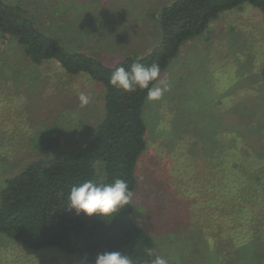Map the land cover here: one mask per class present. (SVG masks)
<instances>
[{
	"label": "rangeland",
	"instance_id": "1",
	"mask_svg": "<svg viewBox=\"0 0 264 264\" xmlns=\"http://www.w3.org/2000/svg\"><path fill=\"white\" fill-rule=\"evenodd\" d=\"M4 1L21 5L69 50L113 66L146 51L134 48L141 32L151 28L147 41L159 42L160 11L172 0ZM161 79L170 90L160 100L146 98L143 107L147 144L136 169L133 219L154 237L168 264H264V242L234 240L241 216L223 218L207 195L200 202L197 189L187 185L193 160L203 164L210 156L214 166L219 149L226 156L214 169L225 193L229 176L264 165V13L248 3L221 13L204 35L184 44ZM81 93L91 97L86 107ZM104 105L101 84L66 74L56 63L34 65L16 38L0 32V193L29 162L83 147L104 118ZM230 157L245 164L233 165ZM245 205L239 201L234 213ZM0 264L82 260L56 248L29 249L0 234Z\"/></svg>",
	"mask_w": 264,
	"mask_h": 264
},
{
	"label": "trees",
	"instance_id": "2",
	"mask_svg": "<svg viewBox=\"0 0 264 264\" xmlns=\"http://www.w3.org/2000/svg\"><path fill=\"white\" fill-rule=\"evenodd\" d=\"M244 3L264 13V0H172L160 11L159 42H150L144 53L129 54L112 66L95 54L69 50L42 31L21 5L0 0V32L16 38L34 65L56 63L66 74L87 75L104 87L105 99L104 118L83 147L67 156L35 159L6 180L0 193V234L29 249L56 248L81 260L87 257V264H95L98 254L112 251L125 253L132 264H151L161 257L154 237L133 219L132 202L106 219L77 215L67 203L68 195L73 186L85 181L109 184L122 179L133 193L137 188L136 169L147 144L143 118L147 90H117L109 82L112 73L121 66L130 68L133 62L157 63L162 73L186 42L204 35L212 19ZM225 153L216 152L214 166L210 156H203V164L193 160L188 188L193 184L200 202L205 203L207 195V203L217 205L223 218L241 216L232 228L235 242L240 238L258 245L264 242V165L229 176L232 185L227 184L225 193V182H219L222 176L214 169L224 162ZM239 160L233 162L230 157L233 165L245 164ZM239 201L246 205L234 213ZM145 249H152L153 255L148 256Z\"/></svg>",
	"mask_w": 264,
	"mask_h": 264
},
{
	"label": "clouds",
	"instance_id": "3",
	"mask_svg": "<svg viewBox=\"0 0 264 264\" xmlns=\"http://www.w3.org/2000/svg\"><path fill=\"white\" fill-rule=\"evenodd\" d=\"M110 84L117 90L135 92L147 90L149 101L160 100L164 93L170 90L168 81L161 79L159 64L153 63L145 66L139 62H133L130 68L118 67L111 75ZM81 107H86L91 102L90 95H79ZM134 193L122 179H116L114 183L97 184L93 181H85L73 186L68 195V204L77 215L86 214L91 217L99 215L102 218H112L121 209L129 205ZM148 256L153 255L152 249H145ZM82 264H87L84 257ZM95 264H132L131 258L123 252L112 251L98 254ZM151 264H168L162 257H155Z\"/></svg>",
	"mask_w": 264,
	"mask_h": 264
},
{
	"label": "crops",
	"instance_id": "4",
	"mask_svg": "<svg viewBox=\"0 0 264 264\" xmlns=\"http://www.w3.org/2000/svg\"><path fill=\"white\" fill-rule=\"evenodd\" d=\"M149 9H152V7H150ZM140 10V9H139ZM138 26V25H137ZM142 29V28H141ZM140 29V30H141ZM160 29V28H159ZM141 31H143V30H141ZM153 33V31L151 30V28H149L148 30H147V32L146 33H144V32H141V35H143V37H141V38H139V39H133L134 40V42H136V43H138L137 45H134V48H138V49H144V48H146V50H147V48H148V46H149V44H148V42H150L151 40H148L147 41V39L149 38L148 36H150L151 34ZM146 40V41H145ZM187 43V42H186ZM185 43V44H186ZM151 47V46H150ZM183 49V48H182ZM182 51V50H181ZM145 52V51H144Z\"/></svg>",
	"mask_w": 264,
	"mask_h": 264
}]
</instances>
